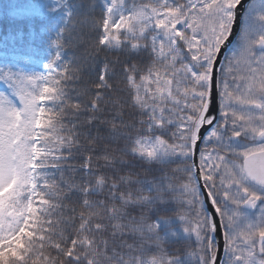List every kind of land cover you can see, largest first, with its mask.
Returning <instances> with one entry per match:
<instances>
[{
	"label": "snow or ice",
	"instance_id": "6c2138e0",
	"mask_svg": "<svg viewBox=\"0 0 264 264\" xmlns=\"http://www.w3.org/2000/svg\"><path fill=\"white\" fill-rule=\"evenodd\" d=\"M242 3L103 0L95 43L129 55L121 64L126 100L108 95L116 71L107 60L95 91L81 93L87 104L69 94L71 69L35 77L0 71L11 90L0 92V264H187L163 247L160 226L170 218L130 212L168 196L188 210L179 220L189 239L195 235L196 264H264V0L249 5L255 17L239 54L220 61ZM129 109L138 113L130 123ZM84 112L91 115L77 123ZM75 155L78 167L70 164ZM130 161L185 167L145 182ZM145 243L157 250L151 259Z\"/></svg>",
	"mask_w": 264,
	"mask_h": 264
},
{
	"label": "trees",
	"instance_id": "16d2710c",
	"mask_svg": "<svg viewBox=\"0 0 264 264\" xmlns=\"http://www.w3.org/2000/svg\"><path fill=\"white\" fill-rule=\"evenodd\" d=\"M128 2L131 4L134 0H128ZM135 2H142V0ZM61 3L63 6L54 13L41 14L39 13L40 0H0V47L5 55L16 59L10 66L20 70L24 66L34 73L42 71L43 75L52 76L62 74L61 69L63 68L71 69L70 74L74 78L65 81L69 94L73 100L87 104L89 97L81 93L85 90L95 91L93 84L98 79L101 66L107 60L114 65L116 71L113 90L108 95L114 100H126L121 64L130 59L129 55L116 50H99L96 47L95 41L99 33L94 27L93 20L98 21L103 15L101 0H62ZM69 10L72 13L70 17L66 15ZM58 39L59 49L57 48ZM58 52L60 59L56 60ZM49 63H52L51 71L46 67ZM88 115L91 113H81L77 123H81ZM137 116L138 113L129 109L126 110L123 119L130 123L135 121ZM103 134L107 135V132L104 131ZM84 143L87 147V142L84 141ZM123 144L121 140L111 146L120 148ZM81 159V155H75L70 161L71 166L78 167ZM131 163L135 164V162ZM145 168H150V170L145 171ZM178 168H181L179 162L167 166L135 164L131 171L138 172L141 181L159 182L165 174L172 175ZM64 175L76 176L77 174L66 169ZM143 186L147 188L149 184L145 183ZM166 200L165 203H157L151 210L134 208L130 209V212L138 217L141 211H144L151 220L159 217L170 218L172 222L166 224V226L169 225L168 227L162 228L163 223L161 224V235L163 236L164 231L169 229L177 235L168 239L166 234L163 247L171 256L185 260L187 264H196L194 253L197 252L198 246L195 235L191 239L184 235L182 231L184 225L179 220V216L188 210L186 207H181L180 203L171 196L166 197ZM65 211L67 212V209ZM176 220L181 222L180 225L172 226L171 224ZM124 241L133 245L141 243L139 238L131 236H125ZM121 243L122 241L118 238L116 245L119 246ZM143 247L146 258L151 259L152 256L157 255L156 248L150 243H145ZM117 250L125 255L128 254L127 248L117 247Z\"/></svg>",
	"mask_w": 264,
	"mask_h": 264
},
{
	"label": "flooded vegetation",
	"instance_id": "af4514ba",
	"mask_svg": "<svg viewBox=\"0 0 264 264\" xmlns=\"http://www.w3.org/2000/svg\"><path fill=\"white\" fill-rule=\"evenodd\" d=\"M255 3L257 5H259V0H249L247 2V4H245L244 6H241L237 9V13L241 14L240 18L239 15H237L236 18V22L233 28V32L230 35L228 41H226V47L222 48L225 49L224 54H222V59L220 60L222 63L224 62V58L227 57L229 59H232L233 57L237 56L239 54V52L241 51V47H242V43L244 41L245 38V33H246V25L247 22L248 23H252L254 21V17H255V10L252 13H249V5ZM256 50L257 52L259 51V46H256ZM215 71H217V84H219V72L220 69H216ZM225 75L226 77L229 79V82H231V76L227 73V71H225ZM240 142L244 143V144H251L253 143V141L251 140H246L244 139V137L242 136L240 138ZM185 165H183L181 163V168H184ZM200 183L203 185V179H202V175H201V180ZM206 192H207V188H205ZM249 214L255 218L256 216L259 215L258 212H256V210H249ZM223 228L220 227L219 231L217 233L216 236V243L217 245H223ZM198 251V250H197ZM221 258H223V256L221 255Z\"/></svg>",
	"mask_w": 264,
	"mask_h": 264
},
{
	"label": "rangeland",
	"instance_id": "374dc122",
	"mask_svg": "<svg viewBox=\"0 0 264 264\" xmlns=\"http://www.w3.org/2000/svg\"><path fill=\"white\" fill-rule=\"evenodd\" d=\"M40 1H41V4H40V8H39V11H40L39 13H41V14H52L56 10H58L60 8V6L57 3V0H40ZM101 2H102V5H103V0H101ZM125 3L129 4L130 2H128V0H125ZM15 61H16V59L13 56L5 55L1 51V47H0V71H2L4 73H12L14 75H24V76H29V77H35V76H38V75H43V72L34 73L33 71H30V70L25 69V68L22 69V70H20L18 68H12L10 65H13V63ZM0 92L10 93L11 90L8 88V85L6 83L0 81ZM180 223H181L180 221L176 220L171 225L172 226H175V225L179 226ZM168 226H166V224L163 223L162 228H165V227H168ZM162 228L160 227V231L162 230ZM164 232L165 233H163V236L167 237V235H168V237H169L168 239H170V237L172 236L171 233L173 232V230L169 229L167 231L165 230ZM184 235H186V234H184Z\"/></svg>",
	"mask_w": 264,
	"mask_h": 264
},
{
	"label": "water",
	"instance_id": "95a60500",
	"mask_svg": "<svg viewBox=\"0 0 264 264\" xmlns=\"http://www.w3.org/2000/svg\"><path fill=\"white\" fill-rule=\"evenodd\" d=\"M248 1H249V0H243V3L241 4V6H244L245 4H247ZM241 6H240V7H241ZM237 15H239V18H240L241 14H238V13H237ZM224 50H225V49L222 50V54H224V52H225ZM221 59H222V57H220V60H221ZM216 73H217V71H216ZM196 159H197V161H198V157H196ZM201 185H202V184H201ZM202 190H203L204 192H206L205 188H203ZM206 207H208L209 209L211 208L210 202H209L208 205H206Z\"/></svg>",
	"mask_w": 264,
	"mask_h": 264
}]
</instances>
